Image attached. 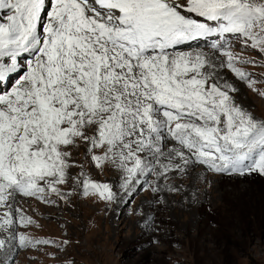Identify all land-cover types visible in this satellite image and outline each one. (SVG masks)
Returning a JSON list of instances; mask_svg holds the SVG:
<instances>
[{"label":"snow or ice","instance_id":"obj_1","mask_svg":"<svg viewBox=\"0 0 264 264\" xmlns=\"http://www.w3.org/2000/svg\"><path fill=\"white\" fill-rule=\"evenodd\" d=\"M226 34L264 54V0H0V264H14L17 241L54 243L15 233L34 223L16 197L66 201L69 149L81 144L130 198L196 166L264 176V120L219 76L226 68L259 92L238 66L256 61L227 42L210 45L215 59L181 50ZM75 181L86 196L119 195L83 171Z\"/></svg>","mask_w":264,"mask_h":264},{"label":"rangeland","instance_id":"obj_2","mask_svg":"<svg viewBox=\"0 0 264 264\" xmlns=\"http://www.w3.org/2000/svg\"><path fill=\"white\" fill-rule=\"evenodd\" d=\"M228 44L256 61L238 66L252 73L256 88L264 92V54L244 48L235 36ZM206 50L214 51H190ZM224 71L239 84L236 103L264 120V97ZM85 148L69 149L76 153L77 167L69 170V185L62 191L71 195L66 201L53 196L55 203L43 202L54 214L37 215L30 204L15 205L34 221L28 227L17 224L16 234L54 243L19 248L17 241L14 264H264V176L218 174L196 166L167 181L168 187L160 182L156 193L145 184L130 198L112 184L119 195L109 202L84 195L75 181L83 171L95 182L110 183L109 165L97 168ZM154 179L149 177L148 184Z\"/></svg>","mask_w":264,"mask_h":264},{"label":"bare ground","instance_id":"obj_3","mask_svg":"<svg viewBox=\"0 0 264 264\" xmlns=\"http://www.w3.org/2000/svg\"><path fill=\"white\" fill-rule=\"evenodd\" d=\"M193 51V50H192ZM205 53H207L210 57H212V58H216V56H215V52L214 51H212V50H210V51H205ZM216 63L218 64L219 63V60L218 59H216ZM219 76H221V77H225V79L227 78V79H229V80H231V82L235 85V87H237L236 85L238 84H236L235 83V81H234V79L232 78V79H230V77L228 76V75H226L225 74V71H224V69H219ZM239 85V84H238ZM239 93V92H238ZM239 95V94H238ZM238 97V96H237ZM241 100V99H240ZM247 107V106H246ZM82 147V146H81ZM86 149V148H85ZM74 150V149H73ZM73 150L71 151V153H72V156H71V161L75 164L76 163V160L77 159H75L76 158V153L75 152H73ZM81 150V149H80ZM86 153V152H85ZM85 156V155H84ZM82 167V166H81ZM90 167V166H89ZM91 169V168H90ZM191 169V168H190ZM190 169H189V171H190ZM73 170H74V167H73ZM78 170V169H77ZM76 171V170H75ZM189 171H188V173H189ZM86 173V172H85ZM71 175V174H70ZM73 175H74V173H73ZM106 175H107V177H108V181L110 182L109 183V185H111L112 186V184H115V186L116 185H118L119 183H120V181L118 180V176H119V173L111 166V165H109V168H108V171H107V173H106ZM209 175V174H208ZM76 176V175H75ZM170 176H171V178L168 180V181H171V180H173V179H178L179 177H181V176H179V177H177L176 176V174H170ZM162 182V181H161ZM72 183V182H71ZM69 185V184H68ZM67 186V185H66ZM65 187V186H64ZM114 188V187H113ZM117 188V187H116ZM119 188V187H118ZM180 189V188H179ZM120 192H123L122 190L120 191ZM122 195H124L123 193H121ZM124 196H126V195H124ZM125 198V197H124ZM124 198H123V200H124ZM33 199V200H32ZM32 199H27V198H20V197H16V202H15V205H20V204H23V205H25V204H30L31 205V207H32V209L36 212V214L37 215H46L47 213L48 214H54L53 213V211L51 210V209H49L46 205H43L44 203L43 202H41V201H39V200H37V199H34V198H32ZM36 200L37 201H39L38 203L36 202ZM61 203V202H60ZM50 206V205H49ZM61 206V205H60ZM17 207V206H16ZM120 211H122L121 210V208L119 209ZM24 211V210H23ZM123 212V211H122ZM56 216V215H55ZM41 222V221H40ZM39 223V222H38ZM42 223V222H41ZM42 225H43V223H42ZM28 227V226H27ZM5 235V233H2V232H0V238H2L3 236ZM205 244V243H204ZM1 257V259L3 258L2 256H0Z\"/></svg>","mask_w":264,"mask_h":264}]
</instances>
